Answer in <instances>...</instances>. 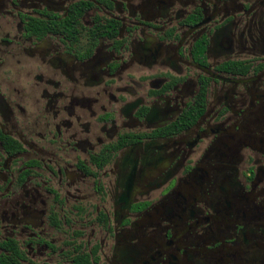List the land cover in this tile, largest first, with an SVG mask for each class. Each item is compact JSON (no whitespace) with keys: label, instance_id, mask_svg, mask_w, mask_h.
Wrapping results in <instances>:
<instances>
[{"label":"flooded vegetation","instance_id":"1","mask_svg":"<svg viewBox=\"0 0 264 264\" xmlns=\"http://www.w3.org/2000/svg\"><path fill=\"white\" fill-rule=\"evenodd\" d=\"M0 264H264V0H0Z\"/></svg>","mask_w":264,"mask_h":264}]
</instances>
